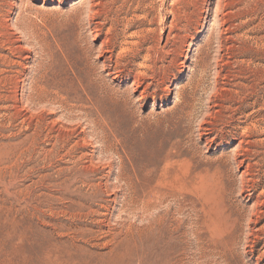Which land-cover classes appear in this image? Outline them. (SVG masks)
I'll return each instance as SVG.
<instances>
[{
  "label": "rangeland",
  "instance_id": "374dc122",
  "mask_svg": "<svg viewBox=\"0 0 264 264\" xmlns=\"http://www.w3.org/2000/svg\"><path fill=\"white\" fill-rule=\"evenodd\" d=\"M0 110V264H264V0H0Z\"/></svg>",
  "mask_w": 264,
  "mask_h": 264
},
{
  "label": "bare ground",
  "instance_id": "6f19581e",
  "mask_svg": "<svg viewBox=\"0 0 264 264\" xmlns=\"http://www.w3.org/2000/svg\"><path fill=\"white\" fill-rule=\"evenodd\" d=\"M219 1V0H218ZM133 2V1H132ZM89 3V2H88ZM90 3H92V2H90ZM135 3V2H134ZM233 3V2H232ZM236 3V2H235ZM94 4V3H93ZM145 4V3H144ZM221 4V3H220ZM88 5V4H87ZM92 5V4H91ZM140 5V4H139ZM143 5V4H142ZM89 6V5H88ZM219 6V5H218ZM221 6V5H220ZM248 6V5H247ZM95 7V6H94ZM136 7V6H135ZM215 7H216V5H215ZM89 8V12H92V7H88ZM129 8V7H128ZM137 8V7H136ZM218 9H216V14H218L219 12H220V10H219V7H217ZM148 9V8H147ZM221 9H223V8H221ZM140 10V9H139ZM134 11V10H133ZM137 12V11H136ZM144 12V11H143ZM125 14V13H124ZM135 14V13H134ZM221 15V14H220ZM225 15V14H224ZM144 16V15H143ZM216 16V15H215ZM88 17V16H87ZM134 17V16H133ZM142 17V16H141ZM91 18V17H90ZM137 18H138V16H137ZM143 18V17H142ZM216 19H217V17H216ZM93 20V19H92ZM124 20H125V18H124ZM133 20V19H132ZM129 23H130V21H129ZM125 25V24H124ZM127 25V24H126ZM148 25H149V22H148ZM147 26V25H146ZM143 27V26H142ZM139 28V27H138ZM126 29V28H125ZM148 30V29H147ZM150 30V29H149ZM25 32V31H24ZM143 32V31H142ZM132 34V33H131ZM136 34V33H135ZM139 34V33H138ZM147 34H149V33H147ZM122 36H123V34H122ZM124 36H125V33H124ZM134 37V36H133ZM136 37V36H135ZM141 38V37H140ZM135 39V38H134ZM140 40V39H139ZM106 41V40H105ZM144 41H146V40H144ZM124 42V41H123ZM142 43V42H141ZM144 44V43H143ZM132 45V44H131ZM111 46V45H110ZM134 46V45H133ZM108 47V46H107ZM106 47V48H107ZM112 47V46H111ZM135 47V46H134ZM151 47V46H150ZM143 48V47H142ZM108 49V48H107ZM124 49H125V47H124ZM127 49V48H126ZM150 49V48H149ZM109 50V49H108ZM143 50V49H142ZM150 51V50H149ZM112 52V51H111ZM146 52V51H145ZM110 53V52H109ZM147 53V52H146ZM150 54V53H149ZM118 55V54H117ZM138 56V55H137ZM146 56V55H145ZM144 56V57H145ZM147 56H148V54H147ZM152 56V55H151ZM139 57V56H138ZM143 57V56H142ZM150 58V57H149ZM103 65H104V63H103ZM109 67V66H108ZM140 67V66H139ZM140 83V82H139ZM56 88V87H55ZM137 89V88H136ZM58 93H61V94H64L65 93V90L63 89L62 90V87H60L59 89H58ZM47 98V97H46ZM62 98V97H61ZM66 98V97H65ZM49 100V99H48ZM59 100V99H58ZM62 100V99H61ZM64 100H66V99H64ZM70 100V99H69ZM67 101H68V99H67ZM62 102V101H61ZM69 102V101H68ZM53 103V102H52ZM58 103H59V101H58ZM65 103H66V101H65ZM61 105L63 104V103H60ZM67 105V104H66ZM71 106V105H70ZM56 107V106H55ZM65 107V106H64ZM1 111V110H0ZM71 115V114H70ZM63 117V116H62ZM71 120V119H70ZM156 208V207H155ZM157 209V208H156ZM153 219V218H152ZM161 219V218H160ZM155 221V220H154ZM142 232V231H141Z\"/></svg>",
  "mask_w": 264,
  "mask_h": 264
}]
</instances>
